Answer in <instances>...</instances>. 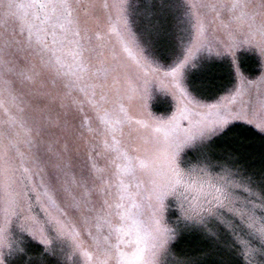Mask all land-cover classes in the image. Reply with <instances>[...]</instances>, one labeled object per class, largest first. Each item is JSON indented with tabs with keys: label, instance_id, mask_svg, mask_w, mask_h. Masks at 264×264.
Instances as JSON below:
<instances>
[{
	"label": "snow or ice",
	"instance_id": "1",
	"mask_svg": "<svg viewBox=\"0 0 264 264\" xmlns=\"http://www.w3.org/2000/svg\"><path fill=\"white\" fill-rule=\"evenodd\" d=\"M192 7L226 10L229 16L228 26L236 25L245 38L243 42L253 46L264 60V0H260L258 4L255 0H232L231 3L200 4ZM0 8L4 10L0 19L4 21L5 26L8 19L16 16L22 21L21 30L27 23L26 10H50L57 17H62V27L80 37L77 43L84 54L82 60H90L88 54L92 52H96L98 57H103L100 66L95 72H90L88 77L91 81L88 87L93 90V95L99 90V97L93 102V108L101 123H108V105L115 106L127 101L137 106L141 119L136 123L142 127L134 131L138 137L150 136L153 141V148L146 150L141 159V167L152 173V179L146 205L149 223L142 228L144 246L137 248L132 254L130 264H157V251L166 248L175 238L173 228L161 227L164 223L165 201L169 197L174 199L180 219L203 226L209 235L217 236V232L208 227L211 221L221 225L239 244L245 258L258 250L253 247L254 242L264 251V189L255 187L251 176L234 164L231 157L215 159L214 162L211 156L204 155L189 161L185 167H181L179 163L180 153L186 147L194 146L198 141L208 140L231 121L245 120L250 124L255 123L256 127L264 132V72H261L257 80H246L237 69L236 74L245 83V87H237L235 94L231 97H221L216 103H194L181 87V82L192 50L201 44L203 23L198 14L190 47L174 66L161 74L158 67H151V63L142 54L143 50L138 53L139 59L135 62L123 60L121 57V62L117 63V57L113 55V63L109 65L104 46H93L94 36L99 40L102 34L107 36L114 31V24L122 22L121 0H48L47 3L39 4L9 2L0 3ZM152 31L159 34L163 31V24L153 25ZM228 35L230 39L233 38L231 32ZM135 42L131 36L127 37L125 48L127 43ZM28 46H31L30 42ZM13 49L16 53L22 52L24 45L14 34L5 32L0 35V53L5 50L11 53ZM129 69L134 75H129ZM32 71L33 75L25 86L30 88V94L37 101H47V104L43 107L40 103L30 104L28 115H24L21 110V114L15 117L13 125L16 126L18 122L16 131L9 130L0 134V193L3 194L0 196V264H7L5 249L9 254L13 251L24 252V248L18 247L12 239L13 225L21 233L38 242L44 252L51 254L55 241L79 247L78 242L83 231L88 230L90 234L93 223L104 213L103 206L98 208L91 198L93 192L89 187L88 174L82 173L79 178L73 176L71 181L67 179V172L71 167L68 137L71 136L76 150H79L81 141L85 144L90 141L86 139L83 131L72 127L71 121L74 117L67 110L58 91L48 89L47 82L41 78L35 67ZM153 85H159L161 90L177 100L175 110L166 118L154 116L148 110L147 98ZM253 89H256L255 97L252 96ZM80 90L85 91L83 87ZM245 95L249 97L247 104L239 111L235 110L236 97ZM15 98V93H12L10 99L13 103ZM57 101H60L59 108L64 111L53 119L52 106ZM9 102V99L0 100V104L11 111ZM193 103L195 110L189 107ZM241 103L243 104V101ZM116 123L121 125L120 132L123 136V126L130 125L131 119L125 114L124 118L118 119ZM56 128L61 129L64 143L60 147L59 137H56L57 147L54 151L52 137L55 133L51 132L47 139L44 134ZM88 131L91 132L92 129L89 128ZM110 131L114 134L116 129ZM117 143L120 147L116 151L131 160L132 158L127 156V146L121 141ZM22 144H26L27 149L22 151ZM120 149L125 151L121 152ZM137 151L139 152V149ZM161 157L164 163L157 167ZM46 168H51L55 176L51 177V182L44 180L43 176L41 180L45 186V195L57 211L40 223L36 218L25 214L27 194L23 189L26 187L27 177L35 175L34 169L43 171ZM119 168L120 165H117V175ZM17 173L20 175L17 176ZM196 173H203L209 179L208 186L211 190L203 198L190 195L191 184L188 180ZM119 188L121 200L125 195L129 199L133 197L130 186L124 185L122 180ZM58 193H62L66 201L63 213L59 211L60 206L56 202ZM104 203L107 204V201ZM109 256L108 251L98 253L96 264H109Z\"/></svg>",
	"mask_w": 264,
	"mask_h": 264
},
{
	"label": "rangeland",
	"instance_id": "2",
	"mask_svg": "<svg viewBox=\"0 0 264 264\" xmlns=\"http://www.w3.org/2000/svg\"><path fill=\"white\" fill-rule=\"evenodd\" d=\"M12 1L13 3L36 4L48 2V0ZM3 2L6 4L5 0H0V3L3 4ZM100 2H103V0H100ZM231 2L232 0H121L123 5L122 22L114 24V31L110 32L107 36L102 34L101 39L98 40L94 36L93 46L97 48L100 45L104 46L105 56L108 58L109 65L113 63L111 59L113 55L117 57V63L121 62V57L123 60L135 62V60L139 59L138 53L143 50L142 54L151 63V67H158L162 74L174 66L182 58L183 53L190 47L191 38L195 34L194 25L197 23L196 16L198 14L203 23L202 40L201 44L192 50V55L185 65L181 87L185 89L188 98L193 100L194 103L197 101L201 104L216 103L221 97H231L235 94L237 87L246 86L237 76V69L246 80H257L261 72H264V60H262L258 51L250 44L243 42L245 38L236 25L228 26L229 16L226 10L220 8L214 11L210 8L194 9L192 7V5L225 4ZM259 2L260 0H255V3L258 4ZM25 14L27 16V23L24 24L23 30H21L20 24L18 26L14 23L20 29L19 31L22 34H31L34 39L33 42L40 45L42 51L49 55L51 54L56 66L64 68L69 74L74 76L78 75L82 78L83 81L81 82L85 92L92 94L94 101L98 99L99 90L93 95V90L88 87V84L91 83L88 77L90 72H95L100 66V61L103 57H98L96 52H92L88 54L90 60H82L84 54L77 43L80 37L73 35V31L66 30L65 27H62V17H57L50 10L32 8L26 10ZM0 20L2 22V25L0 23V34H4L5 32L2 31L1 26H5V24L2 19ZM7 23L10 22L7 21ZM157 23L163 24V31L159 34L152 31V26ZM17 29L13 30L11 34H20ZM11 30L12 27L8 32H11ZM150 32L151 35H149ZM229 32L233 34L232 39L229 38ZM129 36L134 38L136 42L135 44L127 43V47L125 48V42ZM31 52H37V54H30ZM8 53L7 50L1 53L4 57L0 59V100L9 99L11 111L0 104V134L6 133L9 130L15 132L16 127H18V122L16 126L13 125L15 117L21 114V110H23L24 115H28L29 105L33 104L24 95V98L19 96L18 93L22 94L23 90L20 82L17 80L15 71L12 73L6 69L5 72L1 68L12 57L11 54L7 56ZM23 53L27 60L26 63L25 59H23L24 63L29 67V70L35 67L37 71L40 68L39 64L35 63L40 57L38 51H31L29 48H25ZM242 54L246 56L244 59L246 63L245 68L249 70L254 69L251 58L253 59V56L258 58V71L253 77L243 73L239 67L238 57ZM29 61H32V63ZM215 63H226L233 68V84L229 89L222 91L214 98H203L195 91L193 86L196 85L200 93H206L208 91L209 88H207L208 84L206 82L210 80V76L208 73L201 74L200 76V72L203 73L201 71L203 67ZM17 64L18 66H22L21 64L23 62ZM7 65L9 67L11 66L10 63ZM193 68L196 70L197 79L193 75L194 72L192 73ZM128 71L129 75H134L131 69ZM192 75L194 82H191ZM201 77L203 81H201ZM12 93H15L16 97L14 103L10 99ZM255 95L256 89H253L252 96L255 97ZM248 99L249 97L247 95L244 97L237 96L234 101L235 110L239 111L241 107L245 106ZM241 101H243V104ZM35 102L46 101L34 100V104H36ZM147 103L148 110L154 116L166 118L175 110L177 100L171 94L161 90L159 85H153L150 89ZM194 103L193 105H189L193 110H195ZM108 108L110 110L106 118L108 123L104 124L100 122L101 127L96 132H93V136L96 137L95 139H92L90 135L85 136L90 142L85 144L82 141L79 150H76V145L71 142V138H68L69 154L71 159H75L81 167L83 163L81 155L85 154L88 149L93 150L99 158L98 163L100 164L101 172L99 176L95 177L93 187L96 188L95 193L99 194L95 199L101 197L104 202L107 201V204H105L107 212L105 220L110 232L109 242L112 241L116 250L114 255L109 256V264H114V257H118L117 259L119 260L116 259L118 264H122V254H128L131 251L135 252L137 248L144 246V232L142 228L149 223V214L146 205L148 203V189L151 184L152 173L141 167V159L146 150L153 148V141L150 136L138 137L134 131V129L142 127V125L136 123V121L141 119V116L135 104L123 101L119 105H108ZM125 114L130 117L131 124L123 126L124 135L121 136V125L117 124L116 121L123 119ZM232 125H246L264 135V132L260 131L255 123L250 124L245 120L231 121L223 130L217 132L208 140L198 141L194 146L186 147L180 153L179 163L181 167H185L189 161L203 156L201 151L212 152L210 147L211 139L219 136L225 129ZM111 129H116L114 134L110 131ZM162 136L163 133H161ZM45 138L47 139L48 135H45ZM53 141V150L55 151L57 145L55 140ZM117 141H121L127 146V156H130L132 158L131 160L116 151L120 147ZM63 143L64 140L62 139L59 146L62 147ZM25 149H27V145L22 144L21 150L23 151ZM137 149H139V152ZM248 150L246 144L240 145L238 153H230V156L225 155L224 159L231 157L234 164L238 165L245 174L251 176L253 185L263 189L264 155L261 158L262 161L259 160L256 162V165L254 163L252 165L246 161ZM120 151L124 152L125 150L120 149ZM207 155L209 156V154ZM210 156L213 158L214 153ZM216 156L221 160L223 153L220 152ZM163 163L164 160L161 157L157 163V167L162 166ZM117 165H120L119 175L116 174L118 171ZM248 166H253L252 173L256 176L247 173L245 167ZM33 171L35 175H29L27 177L26 187L23 189L27 194L24 205L25 214L43 223L50 214H55L57 209L52 207L47 195H45V186L42 183L41 177L43 176L44 180L51 182V177L55 176V172L51 168L43 169V171H36L34 169ZM19 175L20 173H17V176ZM67 175H69L68 172ZM121 180L124 185L130 186L129 190L134 194L131 199L127 195H125L123 200L120 199L119 185ZM188 182L191 184L190 195L192 197L203 198L211 190L208 186L209 179L203 173L193 174ZM57 187L59 188V185ZM2 195L0 193V196ZM56 202L60 206L59 211L63 213L66 201L62 193H58ZM165 203L164 223L161 227L173 228L175 237L179 230L182 233L190 234L192 238H199L200 236L208 245L209 254L212 255L214 260H218L220 264H227L231 260L230 257L234 256V254L235 256L239 254L243 264H264V251H261L259 245L255 242L253 247H257L258 250L250 257L245 258L241 247L235 242L233 236L214 220L209 223L208 227L217 232L216 237L209 235L203 226L188 223L180 219L179 211L175 207V201L172 197L167 198ZM116 208H119L121 216L116 215V217L113 215V211H116ZM123 219L125 222L128 219V222L132 223V228L136 229L137 239L135 243L134 241L130 242L133 243V245H129L130 248H124L132 234H130L131 229H128L126 224L123 223ZM11 233L12 239L18 244V247L24 248V252L19 253L13 251L9 254L8 250L5 249L7 264H96L98 258V252L95 250L99 246H93L95 250L93 249L90 238L92 232L89 234L88 230L83 231L78 242L79 247L70 246V244H65L61 241H55L51 254L44 252L43 247L38 242L27 234L21 233L15 225L11 227ZM174 239L169 242L166 248L157 251V264H203V261L200 262L194 259V257L190 258L185 255L181 257L175 254L171 250ZM118 249H120L119 253L117 252ZM85 253L89 255L86 256Z\"/></svg>",
	"mask_w": 264,
	"mask_h": 264
},
{
	"label": "trees",
	"instance_id": "3",
	"mask_svg": "<svg viewBox=\"0 0 264 264\" xmlns=\"http://www.w3.org/2000/svg\"><path fill=\"white\" fill-rule=\"evenodd\" d=\"M6 4L7 2L13 3L12 0H5ZM4 4V2H3ZM4 11V10H3ZM2 8H0V17L3 16ZM1 21V20H0ZM10 23H7L6 26H1L2 31L7 32L11 34L13 30H16L21 25L22 21L18 19L16 16L11 17L8 19ZM2 25V22H0ZM17 25H15V24ZM5 24V23H4ZM12 27L11 32H8L10 28ZM20 29L18 28L17 31ZM20 34H14L15 38L20 41L24 45L25 48H29L31 51H38L39 58L35 63L39 64V69H37V72L41 74V78L44 79L47 82V86L49 90L52 91H58L59 95L63 98V103L67 106V110L71 112L74 119H72V127L80 129L85 133V136H91L92 139H95L96 137L94 135V131L96 132L99 127H101L100 120L98 118V115L94 108L92 107V103L94 102L93 96L90 93H86L85 91H81L80 88L83 87L82 85V78L69 74L64 70L62 67H58L55 65L53 58L51 57V54H47L46 52L41 50L40 45L35 44L33 42V36L31 34H22L21 31H19ZM3 35V34H0ZM29 42L31 43V46L29 47ZM24 50L22 52L16 53L15 49L12 50L11 53H8L7 56L11 54L10 60L8 59L4 65H2V69L6 72V69L11 71H15V74L17 76V80L20 82L21 88L23 90L22 94L18 93L21 98H29L32 103L34 104V100L37 101L31 94H30V88L26 87L25 85L30 81L33 71L32 69L29 70V67H27L26 63V57L24 55ZM37 52H31L30 54H33ZM29 54V55H30ZM4 55L0 53V59H2ZM76 57V56H75ZM245 55H239L238 57V64L240 69L243 73L246 75H249L250 77H253L257 74L258 71V58L256 56H253L252 65L254 66L253 70L246 69V63L244 62ZM25 62L24 63V60ZM30 59V58H29ZM9 61L11 62V66L9 67L7 64H9ZM22 66H18L17 63H22ZM32 63V61H29ZM7 66V67H6ZM201 67V66H200ZM193 68L192 73L194 77L197 79V75L195 73L196 70ZM233 68L230 67V65H227L226 63H215L208 66H205L201 69L203 73H208L210 76L209 81H205L207 85L208 91L206 93H200L198 91V88L193 86L195 91L203 98H214L219 95L224 90L229 89V87L233 84L234 77H233ZM10 72V73H11ZM57 72H59V77L57 78ZM192 75L191 82H194V77ZM55 79V84H53V80ZM201 81H203L201 77ZM202 83V82H200ZM72 85L71 87H65V85ZM84 88V87H83ZM24 95V96H23ZM19 97V98H20ZM34 99V100H33ZM36 103V102H35ZM40 103V105L43 107L46 102H37ZM45 103V104H44ZM60 101H57L55 105H53V111H52V117L55 119L58 113H62L64 109L59 108ZM44 104V105H43ZM91 114V116H89ZM91 128L92 131L89 132L88 129ZM51 132H54L55 135L52 137V140H55L56 137H59V140H64V135L61 132V129L56 128L52 130H48L45 132V135H50ZM68 138H71L69 136ZM89 138V137H88ZM93 141V140H92ZM211 151H201L202 155L209 156L214 153L213 159H218L216 154H219L220 152L223 153V157L221 160L224 159V156H230V153H238V149L240 145L246 144V148L248 150V155L246 161L248 163H251L253 165H256V162L259 160L262 161V156L264 155V135L255 131L253 128L246 126V125H232L229 128L225 129L219 136L211 139ZM54 142V141H53ZM82 142V141H81ZM43 153V150H42ZM83 154V152H82ZM83 159L82 167L77 163L75 159H71V167L68 170L67 179L69 181L72 180L73 176L76 178H79L82 173L88 174L90 176V183L89 187L92 189L93 195L92 200H94L97 204V207L103 206L104 213L102 214L101 218L97 221H95L91 227V243L93 246H99L97 250L93 249L98 252H105L108 251L110 253V256L114 255L116 252L114 248V244H112V241L109 242V227L106 222V216L107 212L105 209V203L103 199L100 197L95 199L96 196L99 194L95 193V187H93L95 183V177L100 175L101 169L100 164L98 163L99 158L94 153L93 150L88 149L85 154L81 155ZM264 157V156H263ZM104 158V157H103ZM251 161V162H250ZM264 161V160H263ZM97 164V165H96ZM244 167V166H243ZM253 166L245 167L247 170V173H251L252 175H255L252 173ZM98 169V171H97ZM256 176V175H255ZM259 178V177H258ZM264 189V185H263ZM116 211H113V215H119L121 216V213L119 212V208L115 209ZM129 214V213H128ZM117 217V216H116ZM123 223L126 224L128 229H131L130 234L131 237L129 241L127 240L124 248H130L129 245H133V243H130L132 241H136L137 234L136 229L132 228V223L128 222V219H123ZM136 227V225H135ZM111 231V230H110ZM112 235V232H111ZM89 238V239H90ZM108 239V244H107ZM196 239V240H195ZM111 240V239H110ZM195 240V243H194ZM121 249V248H120ZM120 249H118V253L120 252ZM171 250L179 256H187L190 258H193L198 261H203V264L206 262V264H220L218 260H214L212 255L209 254V247L205 243L204 240L199 236V238H192L190 234L188 233H182L180 230L177 232L176 237L174 239L173 244L171 245ZM185 252V253H184ZM134 253V251H131L128 254H122V264H130L131 262V256ZM118 255V254H117ZM218 256V255H215ZM121 257V255H120ZM204 257V258H203ZM118 258V257H117ZM114 257V264H118L119 259ZM117 259V260H116ZM231 260L227 262V264H243L241 258L239 257V254L235 256L230 257Z\"/></svg>",
	"mask_w": 264,
	"mask_h": 264
},
{
	"label": "flooded vegetation",
	"instance_id": "4",
	"mask_svg": "<svg viewBox=\"0 0 264 264\" xmlns=\"http://www.w3.org/2000/svg\"><path fill=\"white\" fill-rule=\"evenodd\" d=\"M132 238V237H131Z\"/></svg>",
	"mask_w": 264,
	"mask_h": 264
}]
</instances>
